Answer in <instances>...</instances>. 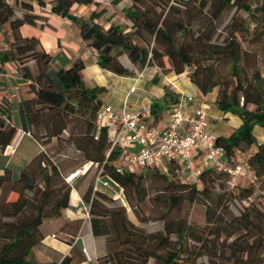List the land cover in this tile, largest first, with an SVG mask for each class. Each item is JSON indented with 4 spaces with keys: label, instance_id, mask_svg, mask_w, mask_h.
<instances>
[{
    "label": "trees",
    "instance_id": "trees-1",
    "mask_svg": "<svg viewBox=\"0 0 264 264\" xmlns=\"http://www.w3.org/2000/svg\"><path fill=\"white\" fill-rule=\"evenodd\" d=\"M130 0L125 9L127 25L110 24L104 28L98 19L103 8L92 10L84 17L71 13L74 4H95V0H0V32L8 25L11 40L0 52L2 61H14L22 77L27 82L31 98L20 102L22 126L39 143L41 149L20 170L14 178L7 167L0 173V264H77L72 255L60 261L38 262L33 248L41 242L43 235L40 225L46 219L60 216L69 206L73 182L65 180L62 163L48 154L44 145L52 138L58 139L65 132L72 119H77L79 130L69 131L63 142L72 143L82 153V160L89 165L101 168L100 174L122 190L128 200L142 203L146 193L138 170L116 169L118 150L109 151L110 140L107 127H98L97 112L102 106L101 95L104 86H86L81 71L85 64L75 59L66 69L51 71L48 67L52 55L46 52L35 37H23L19 28L23 24H35L42 16L35 14L33 4L49 6L52 13L69 18L79 28L82 40L97 53L100 68L117 75H131L134 70L125 67L120 61L126 55L135 69L156 67L175 74L189 70V80L202 95H206L220 85L213 64L207 61L219 59L227 61L236 78V85L230 92L218 90L215 103L224 113H231L241 120L229 135L217 134L216 143L225 147L230 163L238 161L248 148L255 150L247 154L248 173L254 182H264V141L257 142L254 126L264 129V99L260 79L256 78V88L249 91L239 76V43L236 38L227 37L222 44L190 36V24L185 19L188 13V0ZM242 0H199V11L207 4L212 18L234 5L245 10L249 6ZM193 5L195 0H192ZM184 6L185 8H182ZM16 10L21 11L17 15ZM191 15V14H190ZM189 15V16H190ZM129 30L126 31V28ZM33 60L36 69L24 62ZM206 63V64H203ZM161 98L153 99L149 111L154 123L162 120L164 112L179 100V94L164 86ZM251 86H248V89ZM254 108L249 109L248 105ZM16 127L11 119V106L6 98L0 99V150L11 144ZM43 163V164H42ZM176 165L170 163L168 173L175 175ZM167 174H162L167 178ZM229 180L227 174L213 168H203L198 186L177 178L167 183L170 207L167 215L175 209L186 193L193 202L205 195L214 199L205 211L204 233L195 230L186 217L163 218L162 231H147L135 225L126 215L124 206H108L111 198L102 190L92 191V185L82 194L84 202H90V227L93 236L104 237V253L97 258L99 263L109 264H194L201 254L216 255L218 252L228 264H264V210L255 204L231 216L223 206L219 195L214 196L210 186L216 179ZM234 191L240 199L248 198L252 186L241 187L235 184ZM235 196V197H236ZM79 226V220L75 221ZM229 242L219 243L221 237ZM189 241L199 246H192ZM214 254L210 252L213 251Z\"/></svg>",
    "mask_w": 264,
    "mask_h": 264
},
{
    "label": "rangeland",
    "instance_id": "rangeland-1",
    "mask_svg": "<svg viewBox=\"0 0 264 264\" xmlns=\"http://www.w3.org/2000/svg\"><path fill=\"white\" fill-rule=\"evenodd\" d=\"M173 1L175 0H170V3ZM177 1L182 2L181 0ZM198 2L199 0H195V4L193 5L192 0H188V13H186V11L184 13L185 19L191 27L190 36L193 38L200 36L202 40L205 41L210 39L211 42L216 44H222L226 41L227 37L230 38L234 36L239 43L240 60L237 67L242 84L249 91H252L253 88L257 89L256 78L258 77L260 79L262 89L264 90V0H242L241 3L248 5L249 10H245L241 5H234L231 8L225 9L218 18H212L210 15V4H207L203 11H199ZM182 8L185 7L182 6ZM7 26L8 25L6 24L0 32V48L6 47L2 43L3 37L7 36L9 30ZM126 60V56H124L122 60L119 59L122 64L123 61ZM24 62L28 64L31 70L35 71L36 65L33 60H25ZM207 64H213L220 80V85L209 92L206 97H203L194 89V84L189 83L185 93L193 97V103L203 101L207 104V106L203 105V108H205L207 115L206 119L211 132L214 134L229 135L234 127L229 126L224 118H218L217 115L220 114V110L218 109L215 100L217 99L218 90L220 88L224 89L228 86L227 91L230 92L232 90V88L236 85V78L232 73L231 65L227 61L215 59L213 62L207 61ZM15 65L19 66V63L15 62ZM189 70V67L184 70L187 76L189 75ZM160 71L164 75L170 73V71ZM161 78V75H155L154 72L151 71L149 73V80L147 83H159ZM248 86H251V88L248 89ZM257 91L259 90L257 89ZM26 92V98H31L32 94L28 92V90ZM262 96L264 99V93ZM104 100L105 102L108 101L106 96H104ZM248 108L253 109L254 105L249 104ZM221 114L226 113L223 112ZM163 115L165 117L167 113L164 112ZM11 119L12 122L16 120L18 122L17 128L24 131L21 113L18 109L15 113H11ZM233 122L234 121H232V124H234ZM77 123L76 118L72 119L68 129L63 132L62 136L58 139L52 138L49 143L44 145V148L48 154L53 155V159L56 162L62 163V174L65 175L75 169L84 170V172H81L76 176L73 183L74 187L77 188L81 194H83L85 190L92 185L95 176L101 171V168L96 165H85L86 162L82 160V153L77 151L72 143L67 141L63 142L67 139L69 131L79 130ZM255 132L258 137V139L256 138L257 142H261V136L264 135V129L256 125ZM15 147L16 153L13 155H2L0 151V163H5L9 166V169L12 170L14 175L18 176L20 171L18 166L19 164L17 162L18 158H21L23 154L28 155L35 153L38 146L32 137L22 136L18 140ZM255 148V145L248 148L247 152L240 156V158L242 157L241 160L244 161L247 154L253 152ZM133 169L141 171L143 174L141 181L146 193L144 201L139 203L136 199L128 200L127 196L118 195L114 199L111 198V202L106 203L108 206H124L128 219L135 225H138L147 231H162L163 218H173L175 216L181 218L186 217L187 221L195 228V230L199 232L204 231L206 207L209 203L213 202L214 199L201 195L198 196L195 201L190 202L186 193H184L183 200L175 207V209L172 210L170 214L167 215L170 207V201L167 199V182L174 177H171L170 174L151 168L142 169L133 166ZM162 174H167V178ZM250 178H252V176ZM238 185L241 187L252 186V194L246 199H240L235 195L236 191H234V187L231 183H229V180L225 181L223 178L216 179L215 184L210 186V190L214 196H220L223 206L227 207V211L231 216L238 215L245 208V206L250 204H255L258 208L264 210V182L261 179L253 183L248 179H244V181H240ZM102 191L107 195L110 194L108 190L102 189ZM58 222L59 218H52V221L47 220L42 226L43 231L58 232ZM80 224L81 220H79V226ZM61 228L67 230L71 235H75L78 230L75 223L70 221L64 223ZM58 238L68 243L73 240L70 236L62 234L59 235ZM229 241V238L223 236L221 237L219 243ZM189 243L192 246H199L197 243L192 241H189ZM33 252L36 256V260L40 263L50 262V258L52 260L54 259L52 253L48 252L41 244H37L34 247ZM210 253L214 254V249ZM72 257L74 262L80 258L79 254L74 253L72 254ZM194 264H228V262L217 252L214 256L201 254L196 258Z\"/></svg>",
    "mask_w": 264,
    "mask_h": 264
},
{
    "label": "crops",
    "instance_id": "crops-1",
    "mask_svg": "<svg viewBox=\"0 0 264 264\" xmlns=\"http://www.w3.org/2000/svg\"><path fill=\"white\" fill-rule=\"evenodd\" d=\"M16 1L22 0H8L9 3L14 4ZM27 1V0H23ZM97 5H79L74 4L71 7V13L75 16L86 18L92 10L103 8L98 22L107 28L110 24H123L127 25L128 20L125 17V9L130 5V0H95ZM33 4V11L35 14L42 16L38 19L35 24H23L19 28V32L23 37H35L39 40L41 47L48 53L52 55V59L48 64L51 71H57L61 68L66 69L71 65V62L75 59H81L85 67L81 71V77L86 86L92 87L95 85L104 86L106 92L101 95L102 106H111L113 110L119 111L124 103H126V108L129 111H138L143 107H149L153 99L161 98L164 94V86L169 87L173 92L180 95L191 96L185 93L188 88L189 83L193 84L187 74L182 72L180 74H175L173 72L164 75L156 67H145L142 70L135 69L134 65L130 62L126 55L127 60L123 61V65L130 70L134 69V73L131 75H117L108 70L102 69L97 64V53L96 51L87 46V44L82 40L78 26L73 23L69 18L62 17L58 14L52 13L49 6L39 7L35 2ZM16 14H21V11L16 10ZM5 26V25H4ZM3 26V27H4ZM8 28V26H7ZM3 29V28H2ZM9 29V28H8ZM129 28H126V31ZM11 40L9 36V30L6 37H3V45L6 46L7 41ZM4 48H0V52ZM119 59L122 60L123 57ZM154 72L155 75H161V81L159 83L152 82L147 83L149 80V73ZM27 82L22 77L14 61H2L0 59V99L6 98L10 102L11 113L16 112L17 109L20 111V102L27 96ZM195 86V85H194ZM131 87L134 88L133 91ZM201 96L202 95L197 87L194 88ZM127 99H125L126 95ZM104 96L108 99L105 102ZM207 104L203 101L196 103H191L188 109H193L194 107L203 106ZM167 115L162 117V120L157 122L159 125L166 124L169 118V112L167 110ZM220 111L218 118H224L229 126L234 128L241 124V120L231 114H221ZM150 119L153 121V117L150 114ZM15 120V119H14ZM232 121H234L232 124ZM154 122V121H153ZM14 126L17 131L11 142L7 146V151L10 146L14 147L15 150L11 154L4 153V150H0L2 155H13L16 153L15 145L22 136L32 135L29 132L22 131L18 129V122L13 121ZM234 125V126H233ZM255 127L253 133L255 137ZM217 135V134H216ZM33 138V137H32ZM261 142L264 141V135L261 136ZM34 142L38 146L35 153L23 154L21 158H18V166L20 170L29 162V160L36 155L41 147L39 143L33 138ZM259 142V141H258ZM136 149V147L132 148ZM193 161L196 167L201 165L202 154L199 149H194ZM240 158V157H239ZM242 157L240 158V160ZM7 166L5 163H0V173ZM20 172V171H19ZM12 176L16 178L12 172ZM249 175V173H248ZM250 176V175H249ZM240 181H244L242 177L236 178V184ZM82 200V194L77 188L73 187L70 192L69 206L62 210L57 223L58 232L48 231L45 232L42 229L43 224L48 220L52 221V218L46 219L40 225V230L43 235V239L39 244L43 245L48 252L52 253L53 260L50 258L49 261H60L66 255L79 254V259L76 261L77 264H109V263H99L97 258L104 253V238L95 237L91 232V227L89 221H83L81 218V209L79 207L80 201ZM81 220V224L75 235H71L67 230L62 229V225L66 222H75ZM57 221V220H55ZM54 234L55 237L51 235ZM70 236L73 240L68 243L62 241L58 238L59 235ZM34 249V248H33ZM84 249V251H83ZM34 255V252H33ZM35 259L36 256L34 255Z\"/></svg>",
    "mask_w": 264,
    "mask_h": 264
},
{
    "label": "built area",
    "instance_id": "built-area-1",
    "mask_svg": "<svg viewBox=\"0 0 264 264\" xmlns=\"http://www.w3.org/2000/svg\"><path fill=\"white\" fill-rule=\"evenodd\" d=\"M134 88L131 87L130 91ZM128 94L125 99H127ZM193 102L192 96L180 95L179 100L168 110L169 118L164 125L150 119L149 107L138 111H129L126 103L119 111L111 106L101 107L97 112L98 127H107L110 140L109 151L118 150L116 169L119 172L142 169H155L168 173L170 163L176 165L174 177L198 186L203 168H213L228 175L229 183L235 185L236 178L242 177L254 182L248 175L246 160L238 159L230 163L226 157L225 147L216 143V134L210 131L203 106L188 109ZM136 147V149H132ZM4 153L11 154L15 148L10 146ZM199 149L202 154L201 165L196 167L193 161V150ZM43 164V163H42ZM85 165H89L86 163ZM84 172L82 169L70 171L65 180L69 183ZM108 190L114 197L124 196L109 179L100 172L92 183V191ZM90 202L80 201L81 218L89 221ZM55 237L54 234L51 235ZM84 251V249H83Z\"/></svg>",
    "mask_w": 264,
    "mask_h": 264
}]
</instances>
